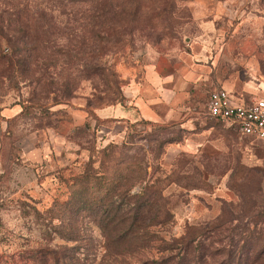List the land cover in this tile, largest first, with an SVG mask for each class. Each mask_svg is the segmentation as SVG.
I'll list each match as a JSON object with an SVG mask.
<instances>
[{
  "label": "rangeland",
  "instance_id": "374dc122",
  "mask_svg": "<svg viewBox=\"0 0 264 264\" xmlns=\"http://www.w3.org/2000/svg\"><path fill=\"white\" fill-rule=\"evenodd\" d=\"M219 88L264 94V0H0V264H264V140L207 114ZM132 183L151 241L109 252Z\"/></svg>",
  "mask_w": 264,
  "mask_h": 264
},
{
  "label": "trees",
  "instance_id": "16d2710c",
  "mask_svg": "<svg viewBox=\"0 0 264 264\" xmlns=\"http://www.w3.org/2000/svg\"><path fill=\"white\" fill-rule=\"evenodd\" d=\"M104 173V172H103ZM102 176H97V183L100 184V178ZM133 183L130 184L128 189L125 191H119L117 186L108 187L106 190V196L110 197L106 200V206L108 207V212L114 210H122L125 204L127 207L124 208L123 214H121V220H101L99 222L100 228L104 229L106 233V243L109 252L111 250L123 249L124 245H134L136 250L142 249L149 244L151 241L149 226L156 224L157 220H147L148 215L144 214V208L146 206H153V193L148 191V186H143L139 193H132L131 187ZM104 199L101 201L103 202ZM120 200L117 209L114 206ZM109 201V202H108ZM111 208V209H109ZM111 213H108L109 216ZM114 215V214H113ZM159 215L155 214L154 218H158ZM163 222V221H158ZM166 247V250H171L174 248L173 244ZM184 253L180 256L177 262L171 264H186L187 258L190 255V242H186V246H183ZM121 254V253H120ZM205 254V253H204ZM175 256L173 254L163 256L161 260H157V264H168L169 261L174 260Z\"/></svg>",
  "mask_w": 264,
  "mask_h": 264
},
{
  "label": "built area",
  "instance_id": "2783aa9c",
  "mask_svg": "<svg viewBox=\"0 0 264 264\" xmlns=\"http://www.w3.org/2000/svg\"><path fill=\"white\" fill-rule=\"evenodd\" d=\"M207 114L242 135L264 140V94L251 101L237 100L225 88L212 91Z\"/></svg>",
  "mask_w": 264,
  "mask_h": 264
},
{
  "label": "crops",
  "instance_id": "0c3cea01",
  "mask_svg": "<svg viewBox=\"0 0 264 264\" xmlns=\"http://www.w3.org/2000/svg\"><path fill=\"white\" fill-rule=\"evenodd\" d=\"M130 105H134L137 108H139L141 111V114L144 117H148L149 115H151V110L149 109L148 103L146 102V97L143 95H140L139 92L131 94V104ZM114 110L115 109L112 108V112H111L112 115H115L113 112ZM126 113L123 114V116L128 119L132 118L134 115V112L132 110H127Z\"/></svg>",
  "mask_w": 264,
  "mask_h": 264
}]
</instances>
